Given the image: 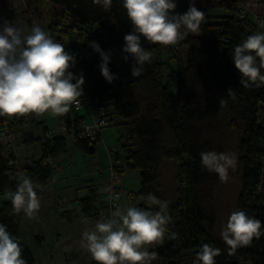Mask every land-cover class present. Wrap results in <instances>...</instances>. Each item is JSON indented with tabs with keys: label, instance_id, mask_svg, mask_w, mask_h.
<instances>
[{
	"label": "trees",
	"instance_id": "obj_1",
	"mask_svg": "<svg viewBox=\"0 0 264 264\" xmlns=\"http://www.w3.org/2000/svg\"><path fill=\"white\" fill-rule=\"evenodd\" d=\"M46 1L55 10V19L46 31L52 37L57 33L55 40L64 45V38L70 31L74 32V55L85 77V91L92 99H100L102 105L107 104L110 118L121 121L125 128L126 143L122 151L126 164L141 175V189L129 194L131 200L141 199L138 207L153 212L159 211L160 206L148 199L150 194L167 202L166 236L149 251L157 254L150 264H193L205 243L221 250L214 258L215 264H264V235L254 237L248 246L232 253L219 236L220 210L215 198L222 181L216 172L208 171L201 163L202 152L226 153L228 136L238 135L242 188L237 211L261 220L264 232V83L241 85V73L232 58L235 46L258 32L257 24L249 17L240 16L242 0H213L216 8L231 13L222 17H211L207 8H200L205 20L199 30L189 32L175 45L151 44L142 37V46L151 53L162 48L173 52L188 48L186 61L179 65L177 95L171 93L167 81L172 74L171 64L160 54L152 56L151 63H145L140 76H132L134 61L129 57L126 62L122 52L124 37L133 30L123 0H112L107 11L93 0ZM191 2L176 0L175 11L183 14ZM256 2L264 5V0ZM91 41L97 42L105 52L113 49L126 64L125 68H119L110 62L111 72L118 77L112 83L102 76L101 55L90 45ZM175 58L179 60L177 54ZM261 74L264 75V69ZM74 113V116L63 115L68 128L79 127L87 118ZM29 122V115L0 117V130L7 124L24 128ZM31 122L45 133L44 139L36 138L42 149L38 160L20 168L16 164V149L0 142V223L6 224L8 231L20 239L22 258L27 264H36L34 252L22 242L20 218L24 212H14L6 193L15 191L16 174L20 171L40 185L47 183L54 170L50 161L67 153L72 140L61 135L48 138L49 130L43 122L37 119ZM30 138L33 139L32 134ZM99 141L100 136L96 141L83 139L72 143L82 153L94 156ZM166 161L176 168L173 194L163 191L160 185L161 168ZM115 170L119 171V167ZM97 192L91 189L90 195L82 200L86 214L102 205V196ZM172 233H176V238L168 239Z\"/></svg>",
	"mask_w": 264,
	"mask_h": 264
},
{
	"label": "clouds",
	"instance_id": "obj_2",
	"mask_svg": "<svg viewBox=\"0 0 264 264\" xmlns=\"http://www.w3.org/2000/svg\"><path fill=\"white\" fill-rule=\"evenodd\" d=\"M93 3L107 11L112 0H93ZM123 7L133 30L125 35L122 52L126 62L129 57L134 61L133 77L140 76L145 63L152 60L151 52L142 46V37L151 44L175 45L189 32H197L205 20L204 11L196 7L195 0L183 14L175 11L176 0H123ZM90 45L101 55L102 76L112 83L118 77L109 68L111 52H105L95 41ZM232 58L241 73V85L248 87L249 82L264 83L261 74L264 69V33L252 34L235 46ZM76 63V57L66 51L65 45L39 25L33 24L26 30V26L17 27L5 19L0 26V117L42 116L45 113L63 116L68 113L84 95L83 72L76 75L71 71ZM228 94H232V89ZM201 163L208 171L216 172L222 182H227L228 170H235L237 156L235 153L202 152ZM16 176L15 191L6 194L14 212H24L31 218L41 207L36 191L39 185L25 173L17 172ZM115 199L118 200L119 196ZM148 199L158 204L160 210L153 212L135 206L122 210L116 207L111 219L98 221L94 231L86 229L83 232L82 239L86 241L83 246L97 264H150L156 259V252H149L147 246L165 239L169 223L164 214L167 202L159 201L151 194ZM261 229L262 222L258 218L250 217L242 210L233 211L221 231V239L232 253L239 247L248 246L254 237L264 235ZM175 238L176 233L168 236V239ZM22 251L20 239L8 231L6 224L0 223V264H27ZM220 254L219 248L205 243L193 264H215L214 258Z\"/></svg>",
	"mask_w": 264,
	"mask_h": 264
},
{
	"label": "rangeland",
	"instance_id": "obj_3",
	"mask_svg": "<svg viewBox=\"0 0 264 264\" xmlns=\"http://www.w3.org/2000/svg\"><path fill=\"white\" fill-rule=\"evenodd\" d=\"M244 1L247 6L253 7L251 0ZM213 4L215 3L211 1H206L205 3V7L209 10L211 17L231 15L230 12L215 8ZM248 10L249 8H246L245 11L241 10L240 16L242 17L244 12L245 17H248ZM54 16L55 10L46 0H0V26L3 25L6 19L13 22L17 27L26 26V30L30 29L33 24H37L46 31L49 23L55 19ZM261 20L262 18H257L258 22H261ZM61 28L59 27L58 30H61ZM54 35L58 34L55 33ZM63 41L66 51L73 55L75 52L73 45L76 43L74 32L70 31ZM109 52L112 54L111 63L119 68H125L126 64L117 57L116 52L113 49H110ZM151 54L153 57L160 54L165 62H170L172 74L167 81L171 93L177 95L179 65L181 61H186L187 49L179 48L173 52L171 49L162 48L159 52ZM176 54L179 60L175 58ZM85 55L87 54L85 53ZM94 55H98V53H94ZM71 71L76 75L82 72L80 61L77 60L75 67ZM70 110L68 114L74 116L75 113L72 108ZM86 110L83 108L80 113L87 116L85 123L92 124V110ZM28 115L30 120L28 125L21 128L16 124L15 127L9 130L10 133L8 138H6V144L16 149L18 159L16 164L20 168L25 163L38 160L42 155L41 145L36 142V138L44 139L45 133L42 129H38L33 125L31 121L37 119L53 130L58 126L59 120L63 119L62 116H53L51 113H45L42 116ZM61 129L60 127V129L55 131L60 133ZM101 133L98 151L94 156L82 153L74 146L72 138L69 137L72 141L69 143L68 152L50 161L51 165L54 166L51 179L44 185H40L36 180L33 181L39 185L36 191L41 201V207L38 213L31 218L24 213L20 218V224L24 231H22V242L28 245L40 260L44 258L43 254H45V257L55 254L51 259L53 263L56 261V264L96 263L83 246L86 241L82 239V234L86 229L94 231L95 224L98 221L111 219L109 218V195L111 196L113 189L116 187L121 193L118 203L122 210L131 206L138 207L141 203V199L131 200L129 196L130 193L140 191L141 175L139 170H132L126 164L125 153L122 151V146L126 143L124 126L121 125V121L112 120L109 127L103 129ZM30 134H32L33 139L30 138ZM228 138L226 153H235L237 163L235 170L229 168V179L227 182H221L215 198L220 210L219 236H221V231L226 226L231 213L237 211L238 199L242 188L238 168L237 149L239 138L238 135H229ZM116 166L119 167V171L115 170ZM161 172L160 185L163 191L173 194L176 188L175 166L173 163L166 161L161 168ZM114 173L117 174L116 179ZM120 176L121 179L119 181ZM109 187L111 190L106 191L105 189ZM91 189H97V194L102 196V205L92 213L86 214L83 211L82 200L90 195ZM6 199L4 198V200ZM37 224L42 229L38 227L33 229ZM37 238H40L39 242ZM154 247L153 245L147 246V250L150 251ZM46 260L45 262H47Z\"/></svg>",
	"mask_w": 264,
	"mask_h": 264
},
{
	"label": "built area",
	"instance_id": "obj_4",
	"mask_svg": "<svg viewBox=\"0 0 264 264\" xmlns=\"http://www.w3.org/2000/svg\"><path fill=\"white\" fill-rule=\"evenodd\" d=\"M242 17H245V13H242ZM56 39L57 37H53ZM75 82V81H74ZM87 88V85H83V92L84 95L79 98L78 105H73L71 108L74 112L79 113L83 108H87L90 111L92 110V124H88L85 122H82V124L79 127L72 126V128H68L66 124H63L61 126V132L58 133L55 130H52L47 135L48 138H53L57 135L71 137L73 141L77 140H88L96 141L97 138L101 137V132L103 129H106L111 124V121L113 120L110 118V115L107 111V104L101 103L100 99L95 98L92 99L89 94L85 91ZM111 120V121H110ZM114 123V122H113ZM10 129L12 127L7 124L0 130V142L2 144H6V138H8V134L10 133ZM102 129V130H101ZM115 179L117 178V174L114 173ZM121 179V176L119 178V181ZM121 197V193L119 192V189L116 187L113 189V192L111 193V196L109 195V218H112V213L116 210V207H119L118 200L115 199L116 196ZM108 197V196H107Z\"/></svg>",
	"mask_w": 264,
	"mask_h": 264
},
{
	"label": "crops",
	"instance_id": "obj_5",
	"mask_svg": "<svg viewBox=\"0 0 264 264\" xmlns=\"http://www.w3.org/2000/svg\"><path fill=\"white\" fill-rule=\"evenodd\" d=\"M206 1L207 2H209V1H211V2H213L214 3V1L213 0H198V1H195V5H196V7L198 8V9H200V8H206L205 6V3H206ZM252 1V6L253 7H251L250 5H248L247 6V3H245V1L244 0H242V3H241V5H240V8H241V10H244L245 11V9L246 8H249V18L255 23V24H257V26H258V32H257V34H261V33H264V5H260V4H258L257 2H256V0H251ZM214 5V7H215V4H213ZM246 7V8H245ZM216 8V7H215ZM253 16V17H252ZM258 17H260V18H262V20H261V22H258L257 21V18ZM184 49H188L187 47H184ZM74 55V54H73ZM75 57H76V59H77V56H76V54L74 55ZM78 60V59H77ZM85 109H87V108H85ZM89 109H87L86 111H88ZM71 111V110H70ZM69 111V112H70ZM68 112V113H69ZM80 113V112H79ZM67 114V113H66ZM80 115H83L82 113H80ZM83 116H85V115H83ZM63 117V116H62ZM62 117H60V118H62ZM59 119V118H58ZM64 123L62 122V120H59V122H58V126L55 128V129H53V130H58V129H60V127L63 125ZM44 125L47 127V125L44 123ZM48 128V133L50 132V131H52V129H49V127H47ZM41 228V226L39 225V224H37V225H35L34 227H33V229H36V228ZM42 229V228H41ZM24 232V231H23ZM22 237H23V235H22ZM57 238V237H56ZM59 239V238H58ZM35 254V253H34ZM42 256H44V258H42L41 260L37 257V255L35 254V257H36V264H56V261L53 263L52 262V256H55V254H52V255H49V256H46L45 257V254H43ZM50 257V258H49ZM47 259V260H46ZM45 260L47 261V262H45ZM54 260V259H53ZM67 260H68V258H67ZM97 263V262H96ZM96 263H94V264H96ZM60 264V263H59Z\"/></svg>",
	"mask_w": 264,
	"mask_h": 264
}]
</instances>
